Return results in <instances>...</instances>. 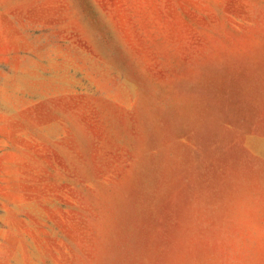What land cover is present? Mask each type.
Returning a JSON list of instances; mask_svg holds the SVG:
<instances>
[{
	"label": "rangeland",
	"instance_id": "1",
	"mask_svg": "<svg viewBox=\"0 0 264 264\" xmlns=\"http://www.w3.org/2000/svg\"><path fill=\"white\" fill-rule=\"evenodd\" d=\"M0 264H264V0H0Z\"/></svg>",
	"mask_w": 264,
	"mask_h": 264
}]
</instances>
